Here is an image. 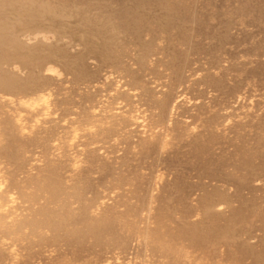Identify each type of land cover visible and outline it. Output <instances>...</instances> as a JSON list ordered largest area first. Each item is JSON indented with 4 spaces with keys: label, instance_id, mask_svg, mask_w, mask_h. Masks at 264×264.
Segmentation results:
<instances>
[{
    "label": "bare ground",
    "instance_id": "bare-ground-1",
    "mask_svg": "<svg viewBox=\"0 0 264 264\" xmlns=\"http://www.w3.org/2000/svg\"><path fill=\"white\" fill-rule=\"evenodd\" d=\"M0 264H264V0H0Z\"/></svg>",
    "mask_w": 264,
    "mask_h": 264
},
{
    "label": "snow or ice",
    "instance_id": "snow-or-ice-1",
    "mask_svg": "<svg viewBox=\"0 0 264 264\" xmlns=\"http://www.w3.org/2000/svg\"><path fill=\"white\" fill-rule=\"evenodd\" d=\"M230 123V122H229Z\"/></svg>",
    "mask_w": 264,
    "mask_h": 264
}]
</instances>
